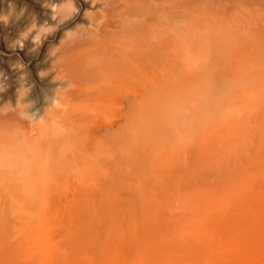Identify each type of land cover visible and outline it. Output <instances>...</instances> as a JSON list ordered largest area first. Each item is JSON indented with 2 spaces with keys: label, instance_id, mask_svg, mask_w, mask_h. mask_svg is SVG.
I'll return each instance as SVG.
<instances>
[{
  "label": "bare ground",
  "instance_id": "6f19581e",
  "mask_svg": "<svg viewBox=\"0 0 264 264\" xmlns=\"http://www.w3.org/2000/svg\"><path fill=\"white\" fill-rule=\"evenodd\" d=\"M159 1L0 0V264H264V89L189 84L250 2Z\"/></svg>",
  "mask_w": 264,
  "mask_h": 264
},
{
  "label": "rangeland",
  "instance_id": "374dc122",
  "mask_svg": "<svg viewBox=\"0 0 264 264\" xmlns=\"http://www.w3.org/2000/svg\"><path fill=\"white\" fill-rule=\"evenodd\" d=\"M165 1L160 0L159 2L164 3ZM248 1L250 4L241 3V6H247H240L241 10H245V8L246 10L239 11L240 15L241 12L247 11L243 17L246 16L245 18L248 20L240 17L241 20L233 21L235 23L231 25L228 23L226 26L228 30H231V33L227 31L225 34L223 46L207 56H196L192 60L189 71L190 87L196 89L202 83L204 84L207 104L211 110H213L212 107L214 108L217 98H223L230 105L232 103L242 106L257 104L261 94L260 90L264 89V0ZM199 2V0H174L179 11V20H181L182 10L196 6L200 4ZM240 9L238 7V10ZM255 11L260 12L257 14ZM249 12H253V20L248 16ZM76 183L75 178L56 179L51 182V185H48L47 189L71 195ZM44 186L47 185H38L40 189Z\"/></svg>",
  "mask_w": 264,
  "mask_h": 264
}]
</instances>
